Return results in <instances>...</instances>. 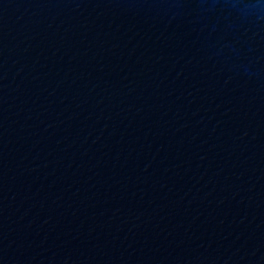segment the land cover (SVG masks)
<instances>
[{
  "label": "water",
  "instance_id": "water-1",
  "mask_svg": "<svg viewBox=\"0 0 264 264\" xmlns=\"http://www.w3.org/2000/svg\"><path fill=\"white\" fill-rule=\"evenodd\" d=\"M0 264H264V0H0Z\"/></svg>",
  "mask_w": 264,
  "mask_h": 264
}]
</instances>
